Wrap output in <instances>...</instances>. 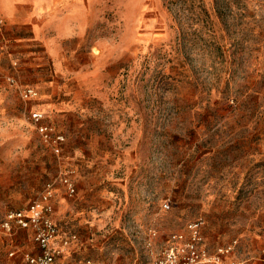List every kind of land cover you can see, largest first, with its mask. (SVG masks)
Returning a JSON list of instances; mask_svg holds the SVG:
<instances>
[{
  "label": "rangeland",
  "instance_id": "1",
  "mask_svg": "<svg viewBox=\"0 0 264 264\" xmlns=\"http://www.w3.org/2000/svg\"><path fill=\"white\" fill-rule=\"evenodd\" d=\"M227 2L220 17L214 0H77L53 28L60 62L41 43L0 48V264L38 253L31 231L1 224L51 181L76 236L56 264H151L199 218L210 257L264 264V0ZM36 110L65 135L60 157Z\"/></svg>",
  "mask_w": 264,
  "mask_h": 264
},
{
  "label": "built area",
  "instance_id": "2",
  "mask_svg": "<svg viewBox=\"0 0 264 264\" xmlns=\"http://www.w3.org/2000/svg\"><path fill=\"white\" fill-rule=\"evenodd\" d=\"M36 96L37 92L31 87L22 92L24 100L31 101ZM31 119L34 129L43 142L60 157L66 145L65 135L58 132L52 125L46 124L44 113L38 110L31 112ZM72 173L67 172L59 176L60 182L70 196L76 193V184L72 179ZM55 184L54 181L48 182L38 200L32 202L27 209L9 212L1 224L2 230L9 237H14L19 231L32 232L34 244L39 251L35 255L26 256L29 264H56L63 249L69 245L71 239L76 238V236H63L55 221ZM203 224L202 218L189 224L191 238L187 242L182 234H174L170 238L172 246L163 254L155 256L151 264H224L222 256L229 254L232 247L222 248L216 256L210 257L201 247L203 238L200 228ZM88 264L98 263L89 261Z\"/></svg>",
  "mask_w": 264,
  "mask_h": 264
},
{
  "label": "crops",
  "instance_id": "3",
  "mask_svg": "<svg viewBox=\"0 0 264 264\" xmlns=\"http://www.w3.org/2000/svg\"><path fill=\"white\" fill-rule=\"evenodd\" d=\"M68 3L72 8L77 0ZM67 4L59 0H0V48L14 57V50L20 52L27 45L41 43L48 57L60 62L65 35L53 28L70 17Z\"/></svg>",
  "mask_w": 264,
  "mask_h": 264
},
{
  "label": "trees",
  "instance_id": "4",
  "mask_svg": "<svg viewBox=\"0 0 264 264\" xmlns=\"http://www.w3.org/2000/svg\"><path fill=\"white\" fill-rule=\"evenodd\" d=\"M184 2H194V1H196V0H183ZM223 2L224 1V3L226 2V0H214V3H215V5H216V11H217V13L219 14V16L221 17V15H222V13H223V11H228V10H230V7H229V4H228V2H227V4H226V6L223 8H221V7H219V2ZM233 1V0H232ZM229 2H231V1H229ZM242 12H240L241 14L240 15H244V14H246V10L245 9H243V10H241Z\"/></svg>",
  "mask_w": 264,
  "mask_h": 264
}]
</instances>
